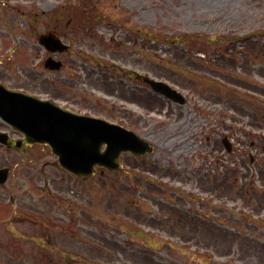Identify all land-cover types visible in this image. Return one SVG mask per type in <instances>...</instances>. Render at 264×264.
Here are the masks:
<instances>
[{"label": "rangeland", "instance_id": "rangeland-1", "mask_svg": "<svg viewBox=\"0 0 264 264\" xmlns=\"http://www.w3.org/2000/svg\"><path fill=\"white\" fill-rule=\"evenodd\" d=\"M9 2L11 0H4ZM73 3L77 4V0H71ZM97 5V9H101L105 6V10L112 15H115L119 22H128V28L118 26L119 32H125L128 30L134 38H137V45L132 42H127L126 46H133L136 51H133L132 56V66L134 68H139L141 62H136L135 57L141 52L137 50L142 49V43L147 41L148 46L145 47L144 54H147V72L149 75H153L157 78L165 79L170 83H173L177 88L184 89L183 91L192 95L191 89H188L192 85H205V92L209 89L213 92V100L218 102L214 106V117L217 116L222 118L223 113V104L226 99L225 91L222 87H218V84L225 85L224 79L220 72L215 71L214 73L208 72L209 69L215 67L217 69L228 68V65L221 60H216V58H211L216 47H220L224 43V40H220L215 45H212L206 41V38L215 35L220 36H229L226 32L227 28H232L231 31H235L240 34L249 35L253 37H259L258 44L251 45L248 42V47L245 52L256 51L261 55L257 58L256 62L250 64L251 67L259 68L264 71V0H92ZM12 2H14L12 0ZM8 9V8H7ZM5 8H0V21L6 15ZM104 9V8H102ZM9 10V9H8ZM36 11H40V6H36ZM13 14V13H12ZM10 14V15H12ZM17 22L24 19L23 16L15 14ZM0 31L3 33L0 34L3 37L8 36L9 29H4L2 23H0ZM143 28L138 32V28ZM37 31L41 29V26H37ZM97 30H102V27L98 26ZM14 37L20 38L26 34V29L13 28ZM33 33V32H31ZM141 33L143 35H141ZM148 39H147V37ZM181 38L182 43L175 41H170L171 38ZM166 38V39H165ZM188 38H193L189 41ZM28 45L21 44L23 48L32 47L29 41ZM97 45H95L96 47ZM253 47V50H251ZM251 48V49H250ZM208 49V50H207ZM124 51V50H123ZM38 53V52H37ZM217 54V51H216ZM141 56V55H139ZM240 56V55H239ZM242 59V57H241ZM118 63H123L120 60H117ZM197 70V71H192ZM2 72L0 68V73ZM196 74L199 77H196L193 80H190L187 75ZM245 77H251L246 73H239ZM212 79V82H211ZM253 82L264 84V78L254 76ZM188 89V90H187ZM195 96H198V93H194ZM252 95L258 97L256 93ZM193 96V95H192ZM158 96L150 94L147 99V103H144L146 106L141 109V114L143 115L147 109V106L159 105L162 102ZM166 107V106H165ZM98 109L97 111H99ZM150 110V109H148ZM108 113V111H107ZM128 123V122H126ZM130 128L137 130L136 125H132L131 122L126 124ZM8 126L0 122V130H6ZM213 136L220 135L224 131L222 130V125L220 122L214 125ZM172 130L168 126H163L159 134H172ZM155 141V153L152 156H158L160 160L169 159L172 155L167 149L166 146L171 144L173 139L166 140H157ZM204 143V142H203ZM192 152L194 149L198 151L199 154H202L203 151L197 147L196 144L192 146ZM215 151V154H218ZM29 156H21L15 150L4 154L0 147V166L13 167L12 176L9 178V181L0 186V204H4L6 200L13 194L19 200H25L27 202L31 201V197L27 194V191L33 188L31 183L34 182L33 176L35 175L36 170L33 166L42 165L44 163H51L52 157L42 150H34L28 153ZM125 158V157H124ZM157 159V158H156ZM200 159V158H199ZM130 172V179H127L125 175H112L111 178H116L118 185L126 187L127 185L136 184V179L133 173L149 175L145 173L147 165L144 167L136 166L140 161L135 162L131 157L125 158ZM158 160V159H157ZM125 162V163H126ZM164 163L163 161H160ZM52 164V163H51ZM54 169V168H51ZM55 170V169H54ZM161 168L157 170V173L160 172ZM150 176V175H149ZM156 177V175H154ZM175 180V178L173 177ZM219 181L223 182V177L221 180V175L219 176ZM218 181H214V184H217ZM138 184V183H137ZM164 188L170 193L175 189H179L178 183H169V181L163 183ZM223 186L225 182L222 183ZM104 184H99V191L104 192ZM235 191V190H234ZM232 201H230L231 203ZM198 203L196 200L193 201L192 208H196ZM45 211H48L46 205H44ZM10 210V206H9ZM53 212V210H50ZM230 211H233L230 208ZM1 212V211H0ZM9 212V211H8ZM207 236V235H206ZM209 238L207 242L214 244L216 242V237L219 236V232L215 231L208 235ZM1 238V235H0ZM22 241V240H18ZM223 242V239H221ZM8 251H3L0 249V264H11L10 257L8 256ZM162 254V252H161ZM177 258L187 261V257L181 253V256L176 253Z\"/></svg>", "mask_w": 264, "mask_h": 264}, {"label": "flooded vegetation", "instance_id": "flooded-vegetation-1", "mask_svg": "<svg viewBox=\"0 0 264 264\" xmlns=\"http://www.w3.org/2000/svg\"><path fill=\"white\" fill-rule=\"evenodd\" d=\"M61 13L56 15L54 19L59 22L64 18L65 15H68V11H60ZM67 23H69L68 17ZM69 50L64 52L65 54H68ZM63 54V53H62ZM61 53H58V56L62 55ZM113 54L110 53L109 56H112ZM71 66L74 71L76 72H83V75H85L84 81L82 84H76L75 82H69L68 84H65V81L63 80L62 75H58V71L49 70V78H48V90L47 94L50 96V98L56 100L57 102L64 104L65 108H70L71 106L75 104H79L82 99L85 98L86 94V88H89L90 90H94L95 87L101 89L100 84H104V91L107 93V95L111 98L116 94V80H114V74L113 76L108 74L109 72L106 71L105 73L102 71H95L85 72V64H68V62L62 61V67ZM64 75V74H63ZM94 77V80H91V78ZM257 118V117H256ZM256 118L254 117L253 121L251 123H254ZM240 129L237 131L239 132ZM256 151V150H255ZM261 170L258 169L259 174ZM247 174L242 173V178H245ZM156 209H160L161 206L164 205L161 201L154 202ZM155 209V210H156ZM139 211L134 212L133 215H129L127 218L130 219L129 224L126 221V229H122L123 232H127L131 235L130 237V245L123 246L120 250H114L111 256L106 257L104 260L101 261L102 264H155L150 261L149 255L146 253L148 251V248L157 249L163 246V242L165 241L166 235L172 238V241L175 242V225L173 227H166L169 223V218H165L163 214L159 213L158 211ZM81 214H74V217H79ZM260 214L257 213L256 216H259ZM69 222L77 224L79 228H84V224H81L79 222V218H77L78 222L75 221V219H71L69 217ZM211 220V219H207ZM42 224V222L40 223ZM209 224V223H208ZM249 224V223H248ZM211 229L206 227L207 231L210 233L214 230L213 225V219L211 221ZM129 227H131L129 231ZM137 238L133 237V232L138 231ZM44 231V230H42ZM142 232L146 233L147 235L143 237ZM70 235L75 236V231L69 233ZM85 235V234H84ZM150 235V236H149ZM89 238L90 241H96L95 237L92 235H86L84 238L80 239L81 245L84 248L86 245V238ZM75 238H79L77 235ZM162 241V244H159V241ZM170 240V239H169ZM116 241H114L115 243ZM151 242V243H150ZM116 244V243H115ZM208 245V244H207ZM93 246L97 247L98 250H105V249H112L115 248L117 245H103V244H94ZM157 247V248H156ZM126 248V249H125ZM144 251V252H140ZM256 252L248 253L246 256L243 253H240L236 255V261L237 264H256L257 260ZM254 258V260L252 259ZM210 263V262H209ZM159 264V263H157ZM221 264H227V263H221ZM262 264V263H257Z\"/></svg>", "mask_w": 264, "mask_h": 264}, {"label": "water", "instance_id": "water-1", "mask_svg": "<svg viewBox=\"0 0 264 264\" xmlns=\"http://www.w3.org/2000/svg\"><path fill=\"white\" fill-rule=\"evenodd\" d=\"M32 114L35 115V118ZM47 118L48 117L45 115L44 112L39 113V116L37 117V114L35 112H33V110H32V112H30V115L28 116L29 120H26V122L32 123V127L30 128L29 131L33 132L35 135H38V136L42 135L43 138H40V141H47L51 145H54L53 146L55 149L54 151L59 152L61 154L60 155L61 156L60 157L61 163L66 167H69L73 170H76V167L73 166L74 164H71L70 160H67L66 153L64 151V147L59 143V141L57 140V137H56L57 135L54 132V130L56 129V133H58L59 131H62L63 128L60 127L59 123L51 122V120H48ZM36 125H39L41 134L38 132L39 128L36 127ZM70 126L72 127L71 124H70ZM51 127H54V128L56 127V128L51 129ZM100 138H97V137H93V139L82 138L83 140H85L86 147H88V148L92 147L89 144L90 142L95 143V148L93 150H94L95 155H96V161L97 160L99 161V159L101 162L105 161L103 159V157H105V154H100L99 148H98L100 146V144L103 142H106L109 145L108 151H111L113 153V154H110L108 156H113L115 154H118L121 150L132 148L131 144L129 145L127 138H122V137H119L118 135L114 136L113 134H111V136H109L105 133H102ZM81 154L84 155L85 152H81ZM93 161H95V159Z\"/></svg>", "mask_w": 264, "mask_h": 264}]
</instances>
